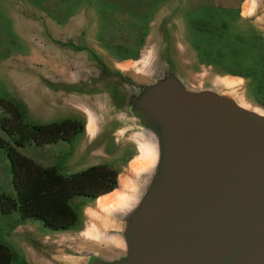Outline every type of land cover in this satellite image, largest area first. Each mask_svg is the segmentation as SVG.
Listing matches in <instances>:
<instances>
[{
    "label": "water",
    "instance_id": "95a60500",
    "mask_svg": "<svg viewBox=\"0 0 264 264\" xmlns=\"http://www.w3.org/2000/svg\"><path fill=\"white\" fill-rule=\"evenodd\" d=\"M258 5L246 17L257 9L263 15L264 0ZM173 17L159 25L161 43L148 76L131 74L82 42L85 31L62 34L58 49L88 58L76 90L98 100H92L96 111L88 109L94 124L88 137L95 140L115 123L119 141L130 130L145 136L139 149L146 145L150 155L134 165L140 177L125 203L107 206L113 211L99 221L101 235L47 236L35 251L48 263L264 264V110L245 103L220 76L190 79Z\"/></svg>",
    "mask_w": 264,
    "mask_h": 264
},
{
    "label": "rangeland",
    "instance_id": "374dc122",
    "mask_svg": "<svg viewBox=\"0 0 264 264\" xmlns=\"http://www.w3.org/2000/svg\"><path fill=\"white\" fill-rule=\"evenodd\" d=\"M259 3L260 0H0V99L15 102L28 123L73 118L86 124L70 141L42 146L29 142L20 151L45 166H56L67 176L94 164H108L128 180L131 187L125 191L131 195L140 177L133 167L150 155L146 145L139 149L140 142L147 139L130 130L122 133L119 141L114 134L115 123L105 126L95 140L88 137L94 127L88 109L95 110L93 101L98 100L76 91L85 81L82 65L88 58L85 52L58 49L65 29L85 31L82 42L107 52L131 74L148 76L155 69L161 43L159 25L173 13L176 24L172 33L190 79L206 81L210 76H220L218 80L236 85L245 103L264 110V14L257 9L247 16L248 26L240 19L241 11L246 14L250 7L254 11ZM71 52L75 58L70 57ZM55 105H68L73 110ZM5 115L8 112L0 108V116ZM96 119L99 121L97 115ZM0 135L10 139L1 125ZM142 147L147 156L138 160ZM97 149H104L106 154ZM0 194H16L11 162L3 147ZM99 203L98 198L74 197L71 204L79 220L62 231L52 230L42 220L24 218L19 210L5 213L0 206V241L14 252L11 264H50L35 251L42 249L47 236L62 239L69 234L73 238H83L86 233L101 235L99 221L113 210Z\"/></svg>",
    "mask_w": 264,
    "mask_h": 264
},
{
    "label": "trees",
    "instance_id": "16d2710c",
    "mask_svg": "<svg viewBox=\"0 0 264 264\" xmlns=\"http://www.w3.org/2000/svg\"><path fill=\"white\" fill-rule=\"evenodd\" d=\"M0 125L10 139L0 135V147L6 149L11 162L16 196L0 194L2 211L19 210L24 218L42 220L55 231L69 230L79 220L71 204L76 196L98 198L112 192L119 184V171L108 164H94L69 176L56 166H44L20 151L29 142L42 146L60 140L70 141L85 129V122L66 118L50 123H28L13 101L0 99ZM14 137V138H12ZM14 252L0 241V264H11Z\"/></svg>",
    "mask_w": 264,
    "mask_h": 264
},
{
    "label": "bare ground",
    "instance_id": "6f19581e",
    "mask_svg": "<svg viewBox=\"0 0 264 264\" xmlns=\"http://www.w3.org/2000/svg\"><path fill=\"white\" fill-rule=\"evenodd\" d=\"M91 123H93V122L91 121ZM142 153H143L142 157L140 156V158L138 160H140V159L142 160V158H145L147 156V152H146V149L144 147H142ZM127 181L128 180L125 177L120 175L119 176L118 187L115 190H113L112 192H109L107 194H104V195L98 197V200L100 202L99 204H101L100 206H102V207H104V206L111 207V206H115V205H118V204L125 203V201L128 199V197L126 195L127 192L125 190L127 188L129 189L131 187V185L129 186L127 184ZM129 196H130V194H129ZM93 214H94V212H93Z\"/></svg>",
    "mask_w": 264,
    "mask_h": 264
},
{
    "label": "flooded vegetation",
    "instance_id": "af4514ba",
    "mask_svg": "<svg viewBox=\"0 0 264 264\" xmlns=\"http://www.w3.org/2000/svg\"><path fill=\"white\" fill-rule=\"evenodd\" d=\"M240 19L243 20V23L246 24L248 26V23L250 22L247 17H246V14H244V12H240Z\"/></svg>",
    "mask_w": 264,
    "mask_h": 264
},
{
    "label": "crops",
    "instance_id": "0c3cea01",
    "mask_svg": "<svg viewBox=\"0 0 264 264\" xmlns=\"http://www.w3.org/2000/svg\"><path fill=\"white\" fill-rule=\"evenodd\" d=\"M240 5L242 6V1H241V3H240ZM130 59H132V58H130ZM34 105H28V107L29 108H31V107H33ZM35 106H39L40 107V105H35ZM20 148H24V146L23 147H20ZM19 148V149H20ZM24 154H25V152H24ZM27 155V154H26ZM31 157V156H30ZM41 164V163H40ZM43 165V164H42ZM45 166V165H44ZM13 196H16V194L15 195H13Z\"/></svg>",
    "mask_w": 264,
    "mask_h": 264
}]
</instances>
